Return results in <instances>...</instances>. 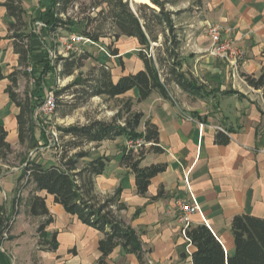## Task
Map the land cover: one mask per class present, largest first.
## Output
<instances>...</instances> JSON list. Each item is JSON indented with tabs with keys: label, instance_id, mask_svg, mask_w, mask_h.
<instances>
[{
	"label": "crops",
	"instance_id": "crops-1",
	"mask_svg": "<svg viewBox=\"0 0 264 264\" xmlns=\"http://www.w3.org/2000/svg\"><path fill=\"white\" fill-rule=\"evenodd\" d=\"M5 2L0 0V69L9 76L22 68L9 30L13 19L3 6ZM50 3L51 0H24L29 22L47 14ZM197 9L200 12L189 20L190 23L181 15L175 16V23L186 40L183 70L205 87V95L194 97L174 85L171 100L154 93L135 107L145 115V121L151 120L158 127L162 150L146 152L141 167H165L164 172L152 179L147 194L137 193L135 175L120 164L123 152L128 149L127 142L123 144V139H119L104 142L98 148L87 147L91 158H112L104 174L95 178V189L101 196L122 190L121 199L126 210L121 218L139 233L144 250L149 251L146 264H193L195 248L184 238L179 222L180 204L190 199L186 177L203 213V216L199 213L190 216L191 226L205 224L227 253L235 249L231 231L235 216L264 219V94L246 80L247 76L258 78L264 72V0H206ZM211 25L221 26L227 31L225 36L234 39L235 45L244 52L237 68L211 54L212 44L207 36ZM37 30L45 42L33 41L34 52L40 55L38 51L44 47L49 58H54L63 48L62 37ZM52 42L60 45L53 47ZM116 48L120 55H109L112 61L108 62L113 66L115 80L145 69L138 56L140 45L136 39L122 38ZM60 71L58 67L55 72L57 81L62 83L65 79L60 78ZM30 79L19 75L18 93L23 84L35 86ZM10 85V79L0 80V121L8 132L7 142L15 150L14 155L28 160L35 151L20 145L19 108L7 93ZM125 96L136 99L138 94L133 90ZM68 118L59 116L57 122L63 125ZM200 123L206 125L203 132ZM144 129L143 124L140 131ZM218 133L228 136L229 144H217ZM37 137H40L39 131ZM52 146L40 149L43 159L49 162L56 161L51 156L54 154ZM13 165H3L0 205L6 207L9 215L16 207L17 197H20V206L8 238L0 242V264H99L102 256L99 242L103 233L67 213L45 192L36 195L45 198L50 216L32 217L29 198L33 186L17 191L18 177L24 173L25 164ZM50 217L52 223L46 227L44 239L50 240L56 233V251L39 244L38 229ZM104 264L140 262L136 255L127 254L118 247Z\"/></svg>",
	"mask_w": 264,
	"mask_h": 264
},
{
	"label": "trees",
	"instance_id": "trees-1",
	"mask_svg": "<svg viewBox=\"0 0 264 264\" xmlns=\"http://www.w3.org/2000/svg\"><path fill=\"white\" fill-rule=\"evenodd\" d=\"M141 3L143 4L137 6V11H134L130 0H51L48 13L31 22L26 20L28 12L24 8V0H6L3 4L9 17L13 19L9 30L12 32L11 39H14L15 53L19 56V65L22 70L30 66L33 68L31 74L21 70L9 76H5L0 69V80L10 79L11 85L7 93L11 102L19 108L17 122L20 145L29 151H35L24 162V176L19 180L17 191L33 186L29 198V213L32 217L50 216L45 198L36 195L37 192H45L53 196L55 203L63 206L67 213L77 216L84 224L103 233L99 242L102 254L99 264H104L118 247L127 254L136 255L140 264H146L149 251L144 250L139 233L127 226L121 218V213L126 210L121 199L122 190L118 189L107 196L96 192L95 178L104 174L112 158H91V151H87L86 147L94 145V148H98L104 142L119 139H143L151 144L148 152L159 153L162 151L159 147V129L151 120L145 121L142 112L134 111L135 105L145 102L154 93L171 100L172 85L194 97L205 95V87L183 70V63L179 60L181 40L174 21L177 13L168 10L169 2L165 0H141ZM76 7H79V12L74 11ZM37 23L44 24L40 32L46 31L48 35L57 36L59 32L78 34L97 44L110 39L111 44L107 48L111 56L120 55L116 44L122 38L136 39L140 45L138 56L145 64L144 70L115 80L113 66L107 61L101 62L99 67L93 69L91 78L82 79L77 76L71 84L58 91L57 100L75 87L82 88L81 92L87 99L99 97L117 100L133 90L137 92V98L129 97L124 100L122 111H118L111 122L96 120L85 125L59 127L57 135L61 145L54 137L52 140L43 137L40 120L35 119L34 115L44 101L42 92L46 76L61 67L60 78L74 77L85 67L86 61L93 59V55L86 51L82 54L72 53L66 58L58 57L53 66L47 51L40 54L41 57L34 52L32 42L37 41L41 34L37 35ZM161 37V48H164V54L168 56L165 59L161 57V50L154 47ZM152 49L160 50L155 59L150 53ZM163 70H166L164 78L160 73ZM19 75L35 79L31 92H25L24 95L17 92ZM246 80L251 87L263 90L264 94V72L258 78L247 76ZM57 102L59 107V100ZM143 124L145 129L142 132L140 129ZM7 136L8 132L0 121V177L5 172L3 165H7L8 159L15 154V150L7 142ZM45 138L49 142L53 141V146L51 142L42 144ZM215 142L227 145L230 138L218 133ZM48 146H52L55 162H49L41 155L40 149ZM145 154L144 147L136 152L127 149L120 162L135 175L137 193L141 196L147 194L152 179L165 171L164 166L141 167ZM15 203L17 208L14 206L11 215L4 205H0V242L4 239V233H10L12 229L20 197L15 199ZM51 223L50 217L39 227V244L42 248L56 251L57 234L52 235L50 240L44 239L45 229ZM231 231L235 249L233 253H227L220 240L205 224L191 226L187 236L190 245L195 248L192 263L264 264V219L237 215L232 220Z\"/></svg>",
	"mask_w": 264,
	"mask_h": 264
},
{
	"label": "rangeland",
	"instance_id": "rangeland-1",
	"mask_svg": "<svg viewBox=\"0 0 264 264\" xmlns=\"http://www.w3.org/2000/svg\"><path fill=\"white\" fill-rule=\"evenodd\" d=\"M148 1V0H145ZM168 1V10L176 13L177 15H181L182 19H187V22H189L192 17L199 13L200 11L197 9L198 7L201 6L202 3L205 4L206 0H165ZM141 3V0H135L131 1L130 0V5L133 6L134 11H137V6H139ZM75 12H79V7H76ZM27 21H29L28 18H26ZM174 21H175V16H174ZM176 25V23H175ZM178 29V28H177ZM180 30L178 29L177 35L179 39L181 40V46L179 49V60L183 63L185 62V52H183V48L185 47L186 40L185 37H183V33L179 32ZM38 33V30H37ZM39 35V34H37ZM61 37H69L71 35L59 32L58 34ZM40 36V35H39ZM37 42H45L44 39L40 36L38 37ZM163 43V38L161 37L159 40L158 44H154V47H158L157 49L161 50V57L162 58H167L168 56L164 54V48H161V44ZM111 44L110 39H104L99 46L104 47L107 49L109 55L110 51L107 48ZM59 43L52 42V46H59ZM97 45H92V44H80L76 48V52L78 54H82L85 51L93 55V59L88 60L85 62V67L79 70L74 77L66 78L65 81L62 83H59L56 78V72L53 71L51 72L50 76H46L45 82H44V90L42 92L43 99H45L46 95L49 92H54L55 94L58 93V91L63 90L66 86L71 84L74 79L77 76H80L82 79H88L91 78V73L93 72V69L95 67H99L101 62H111L112 59L105 54ZM41 47V46H40ZM52 47V48H53ZM42 48V47H41ZM44 47L41 49V51H38L39 54H43L47 51V48ZM159 50V51H160ZM159 51H156L155 49L151 50V56L152 58H156L158 56ZM69 56V55H68ZM39 57H41L39 55ZM51 59V58H50ZM96 59V60H95ZM53 61V66L56 62V59L52 57L51 59ZM120 65V63H118ZM166 70L161 71V76L164 78V73ZM173 87L174 85L170 86V90L173 93ZM34 89V85L30 84H23L22 89H21V95H24L25 92H31ZM82 88L80 87H75L68 91L66 94H63L62 96L59 97V107L56 113L50 117L44 118L40 120V125L42 127V130L44 131V136L43 137H49V140H52L51 138L53 137V133L57 134V129L59 127H68L74 124H80V125H85L88 124L89 122L96 121V120H101V121H107L111 122L114 116L118 113V111H122V105L123 101L128 99L129 97L123 96L120 97L117 100H108L105 98H92V99H87L85 96L82 94ZM136 107V105H135ZM134 107V111L135 110ZM59 116H68V120L66 121L65 124H59L57 122V118ZM123 123V121L121 122ZM46 139V138H45ZM47 142L49 143V140L46 139ZM123 144L128 142V140L123 139L121 140ZM58 144L61 145V141H57ZM51 144L53 145L54 142L52 141ZM150 147H144L145 152H148V149ZM87 151H90L86 147ZM53 151V150H52ZM54 152V151H53ZM53 156V154H51ZM26 158H23L22 155H13L8 159V167H13L14 163L19 164V163H24ZM21 161V162H20ZM24 176L23 173H21L18 177V180H20Z\"/></svg>",
	"mask_w": 264,
	"mask_h": 264
},
{
	"label": "built area",
	"instance_id": "built-area-1",
	"mask_svg": "<svg viewBox=\"0 0 264 264\" xmlns=\"http://www.w3.org/2000/svg\"><path fill=\"white\" fill-rule=\"evenodd\" d=\"M37 27L38 29H41L44 27V24L37 23ZM226 34L227 31H225L219 25H211L209 27L207 31V36L212 44L211 54L217 58L229 61L234 68H237L239 60L243 57L244 52L235 45L234 39H232L231 37H226L225 36ZM61 44L63 48L58 53V55L54 57L55 59H57L58 56L66 58L68 57V55L75 53L77 46L80 44H92L99 46V44L94 43L87 38L81 37L78 34H72L69 37H62ZM99 48L109 56L107 49H105L102 46H99ZM26 72L31 74L33 72V68L31 66L28 67L26 69ZM30 81L32 84H35V79L33 77H31ZM57 101L58 100L56 94L53 91L49 92L46 95L44 101L39 105V107L35 111V115H34L35 119L41 120L54 115L58 108ZM199 127L200 130L203 132L206 128V125L200 123ZM218 130H222V129L218 128ZM53 137L56 139V141H58V135L56 133H53ZM150 146L151 144H147L143 139L131 140L127 142L128 150H133L135 152L139 151L143 147H150ZM185 182L190 192V199L187 202H182L180 204V211L182 212V214L179 217V222L183 226L182 234L184 238L187 240V242L190 244V240L187 236V231L191 227L190 216L195 213H199L201 214V216H203V213L199 203L192 194L189 184V178L186 177ZM8 236L9 233H4V239H7Z\"/></svg>",
	"mask_w": 264,
	"mask_h": 264
},
{
	"label": "water",
	"instance_id": "water-1",
	"mask_svg": "<svg viewBox=\"0 0 264 264\" xmlns=\"http://www.w3.org/2000/svg\"><path fill=\"white\" fill-rule=\"evenodd\" d=\"M131 1H135V0H131ZM131 8L134 10L133 6H131Z\"/></svg>",
	"mask_w": 264,
	"mask_h": 264
}]
</instances>
